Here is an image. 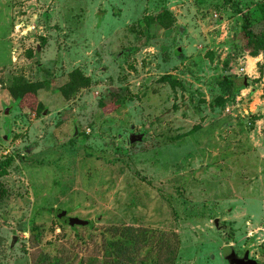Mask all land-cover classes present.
Masks as SVG:
<instances>
[{
	"label": "rangeland",
	"instance_id": "rangeland-1",
	"mask_svg": "<svg viewBox=\"0 0 264 264\" xmlns=\"http://www.w3.org/2000/svg\"><path fill=\"white\" fill-rule=\"evenodd\" d=\"M262 32L264 0H0V264L101 259L113 225L264 264Z\"/></svg>",
	"mask_w": 264,
	"mask_h": 264
},
{
	"label": "trees",
	"instance_id": "trees-1",
	"mask_svg": "<svg viewBox=\"0 0 264 264\" xmlns=\"http://www.w3.org/2000/svg\"><path fill=\"white\" fill-rule=\"evenodd\" d=\"M249 22L245 20L243 26L245 27L244 33L247 38L254 39L253 33L249 29ZM259 42H264V32L260 33L257 37ZM256 39V40H257ZM75 71V70H74ZM72 71L71 73H73ZM71 75H74L71 74ZM84 79L82 84L87 82ZM229 77L222 76L218 82L222 85L228 83ZM233 81V80H232ZM37 83H26L22 85H16L9 89L12 97L16 100L21 99L25 93L34 91ZM76 88L74 79L69 85V88ZM79 85L77 84V88ZM64 89V88H63ZM36 91V90H35ZM55 210V209H53ZM91 224V223H88ZM78 226V225H76ZM80 226V225H79ZM75 227V226H70ZM109 235L105 237L102 245V258L92 257L86 264H174L176 259V253L178 250L179 240L178 237L174 239L165 238L164 235L156 239V244L151 241L155 238V231L139 226L132 225H113L107 228ZM30 234L33 240L36 242L40 241L41 227L38 224L32 223L30 225ZM174 235V234H173ZM165 253H163V249ZM150 249V250H149ZM152 249L156 251V255L152 252ZM33 264H60L58 258L51 259L48 255L39 259L38 263Z\"/></svg>",
	"mask_w": 264,
	"mask_h": 264
},
{
	"label": "water",
	"instance_id": "water-1",
	"mask_svg": "<svg viewBox=\"0 0 264 264\" xmlns=\"http://www.w3.org/2000/svg\"><path fill=\"white\" fill-rule=\"evenodd\" d=\"M7 112V111H5ZM134 136L131 135L130 142L134 141ZM139 137V136H136ZM60 213V217H65L66 211L62 210ZM65 222L69 226H76V225H86L89 222L87 220H83L77 217H65ZM218 219H215V225L218 227ZM224 258L227 260L229 264H259L255 259L250 258L249 252L246 251L242 256L237 255L234 248L232 246H227L225 252H223Z\"/></svg>",
	"mask_w": 264,
	"mask_h": 264
},
{
	"label": "flooded vegetation",
	"instance_id": "flooded-vegetation-1",
	"mask_svg": "<svg viewBox=\"0 0 264 264\" xmlns=\"http://www.w3.org/2000/svg\"><path fill=\"white\" fill-rule=\"evenodd\" d=\"M242 256V255H241Z\"/></svg>",
	"mask_w": 264,
	"mask_h": 264
}]
</instances>
